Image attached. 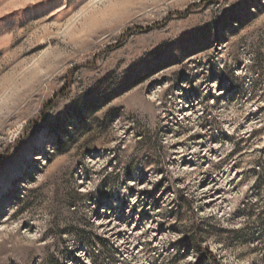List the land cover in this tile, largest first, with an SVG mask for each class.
I'll list each match as a JSON object with an SVG mask.
<instances>
[{"label": "rangeland", "instance_id": "374dc122", "mask_svg": "<svg viewBox=\"0 0 264 264\" xmlns=\"http://www.w3.org/2000/svg\"><path fill=\"white\" fill-rule=\"evenodd\" d=\"M0 264H264V0H0Z\"/></svg>", "mask_w": 264, "mask_h": 264}, {"label": "trees", "instance_id": "16d2710c", "mask_svg": "<svg viewBox=\"0 0 264 264\" xmlns=\"http://www.w3.org/2000/svg\"><path fill=\"white\" fill-rule=\"evenodd\" d=\"M208 253L210 254V256L214 257V255L211 252L208 251Z\"/></svg>", "mask_w": 264, "mask_h": 264}]
</instances>
